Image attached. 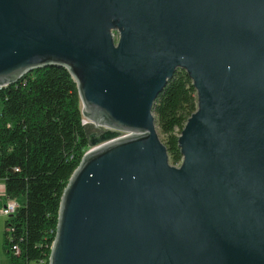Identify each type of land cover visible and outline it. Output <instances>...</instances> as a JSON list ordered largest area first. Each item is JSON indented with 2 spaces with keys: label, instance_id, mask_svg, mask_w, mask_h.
Returning <instances> with one entry per match:
<instances>
[{
  "label": "water",
  "instance_id": "1",
  "mask_svg": "<svg viewBox=\"0 0 264 264\" xmlns=\"http://www.w3.org/2000/svg\"><path fill=\"white\" fill-rule=\"evenodd\" d=\"M47 66L110 129L62 193L48 264H264V0H0V89ZM177 70L197 107L172 166L152 109Z\"/></svg>",
  "mask_w": 264,
  "mask_h": 264
},
{
  "label": "trees",
  "instance_id": "2",
  "mask_svg": "<svg viewBox=\"0 0 264 264\" xmlns=\"http://www.w3.org/2000/svg\"><path fill=\"white\" fill-rule=\"evenodd\" d=\"M196 107L191 80L175 71L152 109L172 166L181 163L178 137ZM83 120L76 84L62 67L33 70L0 90V180L5 199L20 204L5 219L9 264H48L62 193L89 150Z\"/></svg>",
  "mask_w": 264,
  "mask_h": 264
},
{
  "label": "built area",
  "instance_id": "3",
  "mask_svg": "<svg viewBox=\"0 0 264 264\" xmlns=\"http://www.w3.org/2000/svg\"><path fill=\"white\" fill-rule=\"evenodd\" d=\"M1 90V89H0ZM100 128L101 131L99 133L109 131V128L106 127H97ZM129 135L128 133L125 132H120L118 138H122ZM20 204L16 200H9L5 199V203L0 207V216L5 218V219H10L16 212V210L19 208ZM12 255L16 256L19 253V249L17 246H12Z\"/></svg>",
  "mask_w": 264,
  "mask_h": 264
},
{
  "label": "rangeland",
  "instance_id": "4",
  "mask_svg": "<svg viewBox=\"0 0 264 264\" xmlns=\"http://www.w3.org/2000/svg\"><path fill=\"white\" fill-rule=\"evenodd\" d=\"M83 123L86 124V123H88V121L86 119H84ZM100 131H101L100 128H92L90 126V132L89 133H91V134L92 133H99ZM156 131H157V134H158L160 141L164 142V137L160 134V131H159L157 125H156ZM3 240H4V237L2 236V233H1V235H0V264H9L6 254H3V251H2V245L4 248V241ZM4 257H6V259Z\"/></svg>",
  "mask_w": 264,
  "mask_h": 264
},
{
  "label": "crops",
  "instance_id": "5",
  "mask_svg": "<svg viewBox=\"0 0 264 264\" xmlns=\"http://www.w3.org/2000/svg\"><path fill=\"white\" fill-rule=\"evenodd\" d=\"M5 203V197H4V184L3 182L0 180V207H2V205ZM4 226H5V218L0 216V235L2 233V236L4 237ZM4 241V240H3ZM2 251L3 254L5 253V250L3 248L2 245ZM6 259V257H4Z\"/></svg>",
  "mask_w": 264,
  "mask_h": 264
}]
</instances>
